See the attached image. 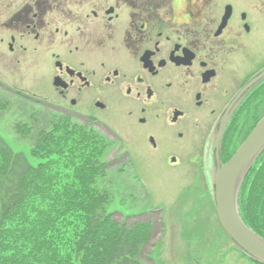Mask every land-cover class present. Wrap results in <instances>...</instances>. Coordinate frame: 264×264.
Returning a JSON list of instances; mask_svg holds the SVG:
<instances>
[{"label": "flooded vegetation", "instance_id": "obj_1", "mask_svg": "<svg viewBox=\"0 0 264 264\" xmlns=\"http://www.w3.org/2000/svg\"><path fill=\"white\" fill-rule=\"evenodd\" d=\"M0 8V78L10 67L20 85L15 78L42 71L59 103L48 102L116 153L127 147L129 158L197 172L211 186L220 116L238 98L222 163L264 116V0H0ZM22 89L12 91L40 97Z\"/></svg>", "mask_w": 264, "mask_h": 264}, {"label": "trees", "instance_id": "obj_2", "mask_svg": "<svg viewBox=\"0 0 264 264\" xmlns=\"http://www.w3.org/2000/svg\"><path fill=\"white\" fill-rule=\"evenodd\" d=\"M51 127L31 149L35 164L0 136V264H138L151 225L116 221L95 185L108 141L67 116ZM238 199L241 219L264 238V152Z\"/></svg>", "mask_w": 264, "mask_h": 264}, {"label": "rangeland", "instance_id": "obj_3", "mask_svg": "<svg viewBox=\"0 0 264 264\" xmlns=\"http://www.w3.org/2000/svg\"><path fill=\"white\" fill-rule=\"evenodd\" d=\"M2 9L10 11L6 5ZM8 68H3L0 78V136L14 151L24 152L35 164L31 149L41 131L49 130L64 116L63 109L48 102L59 103L51 98V85L41 76L42 71L35 70L38 77L30 81L15 78L20 84L15 85ZM20 88L40 97L12 91ZM25 89L22 90L26 92ZM68 118L71 124L97 131L84 120ZM131 146L136 155L143 151L138 143ZM126 151L131 149L122 147L116 153L115 146L105 148L101 157L106 164L105 176L95 185L108 191L107 210L114 213L116 221L128 226L135 222L151 225V238L137 259L138 264H255L220 225L206 178L197 172L191 175L169 172L164 164L139 156L129 158ZM257 162L258 166L260 159ZM238 211L242 218L239 199Z\"/></svg>", "mask_w": 264, "mask_h": 264}, {"label": "water", "instance_id": "obj_4", "mask_svg": "<svg viewBox=\"0 0 264 264\" xmlns=\"http://www.w3.org/2000/svg\"><path fill=\"white\" fill-rule=\"evenodd\" d=\"M251 85L252 81L246 88ZM237 99L235 98L232 105L220 116L213 130L215 141L211 175L212 196L218 220L228 237L245 255L264 264V238L244 224L237 205L238 191L244 176L257 156L264 150V116L227 162L222 163L220 159L221 135Z\"/></svg>", "mask_w": 264, "mask_h": 264}]
</instances>
